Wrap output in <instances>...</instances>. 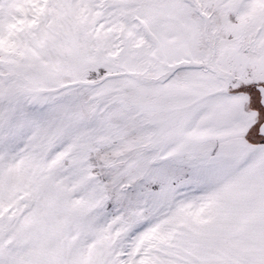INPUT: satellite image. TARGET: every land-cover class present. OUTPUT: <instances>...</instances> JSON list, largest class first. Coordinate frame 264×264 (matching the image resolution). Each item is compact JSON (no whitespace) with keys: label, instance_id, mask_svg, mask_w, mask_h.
<instances>
[{"label":"snow or ice","instance_id":"1","mask_svg":"<svg viewBox=\"0 0 264 264\" xmlns=\"http://www.w3.org/2000/svg\"><path fill=\"white\" fill-rule=\"evenodd\" d=\"M0 264H264V0H0Z\"/></svg>","mask_w":264,"mask_h":264}]
</instances>
